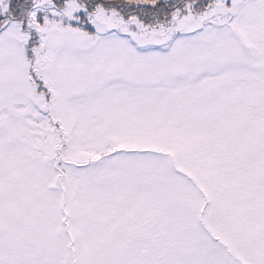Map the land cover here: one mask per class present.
Wrapping results in <instances>:
<instances>
[{
  "label": "snow or ice",
  "instance_id": "obj_1",
  "mask_svg": "<svg viewBox=\"0 0 264 264\" xmlns=\"http://www.w3.org/2000/svg\"><path fill=\"white\" fill-rule=\"evenodd\" d=\"M0 264H264V0H0Z\"/></svg>",
  "mask_w": 264,
  "mask_h": 264
}]
</instances>
